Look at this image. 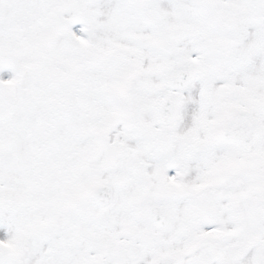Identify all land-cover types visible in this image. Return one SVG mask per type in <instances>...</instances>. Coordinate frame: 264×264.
Segmentation results:
<instances>
[{
  "label": "snow or ice",
  "instance_id": "snow-or-ice-1",
  "mask_svg": "<svg viewBox=\"0 0 264 264\" xmlns=\"http://www.w3.org/2000/svg\"><path fill=\"white\" fill-rule=\"evenodd\" d=\"M0 264H264V0H0Z\"/></svg>",
  "mask_w": 264,
  "mask_h": 264
}]
</instances>
